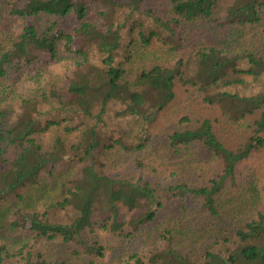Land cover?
Instances as JSON below:
<instances>
[{
  "label": "trees",
  "instance_id": "1",
  "mask_svg": "<svg viewBox=\"0 0 264 264\" xmlns=\"http://www.w3.org/2000/svg\"><path fill=\"white\" fill-rule=\"evenodd\" d=\"M90 7L97 21L87 19ZM16 18L28 20L20 34ZM90 45L103 52L101 76L83 71ZM62 51L73 56L64 69L38 65L58 62ZM176 83L221 115L184 116L187 124L169 131L161 160L173 167L164 186L152 177L160 173L157 161L144 157L136 178L114 176L109 151L146 148ZM112 100L141 125L114 129L105 140ZM222 119L237 128L235 143ZM262 148L264 0H0V264H67L34 251V240L44 238L78 241L103 257L101 245L81 236L96 224V210L108 215L99 226L117 236L141 237L163 218L155 245L141 237L126 264H264V175L258 186L248 167L238 184L243 164ZM66 157L85 164L73 171L59 165ZM238 186L244 193H237L231 225L220 227ZM170 202L178 205L175 215L166 210ZM251 202L256 211L248 210ZM190 205L210 222L202 263L175 248L187 229L174 224ZM120 206L139 213L119 218Z\"/></svg>",
  "mask_w": 264,
  "mask_h": 264
},
{
  "label": "rangeland",
  "instance_id": "2",
  "mask_svg": "<svg viewBox=\"0 0 264 264\" xmlns=\"http://www.w3.org/2000/svg\"><path fill=\"white\" fill-rule=\"evenodd\" d=\"M87 19L90 21L98 20V13L94 7H90L87 13ZM28 20L23 18H16L13 21V31L16 34H20L23 30V27L27 23ZM74 21L68 19L67 22L71 23ZM125 40L123 41L122 51L124 54L127 53L128 47L127 41L129 40V35L125 34ZM91 64L88 65L83 71L91 75V77L101 76L103 72V64L101 63V57L103 52H101L95 45H90L88 47ZM123 55V54H122ZM62 57L58 62H54V60H47V58L42 59V61L38 64L40 67H44L45 71H50L52 69L57 68H65L68 66V63H72V58L68 57V54L64 51L60 53ZM186 86H181V83H176L175 92L176 96L173 102L161 113L160 116L157 117V121H155L154 125L151 127V131L153 133V138L151 142L146 146V150L133 151V152H123L122 149L117 148L109 151L108 160L113 163L112 167H110V171L114 176L121 177H134L136 178L140 172L137 168V158L144 157L146 161L151 162L152 160H156L159 168V174L156 176H152L156 178L155 181L159 182L162 186H164L167 180H170L169 174L173 165L170 162H164L161 160L162 154L164 153V138L167 136L169 131L175 127V125H183L187 124V122H181L180 118L184 116H199V117H216L220 116V110L216 106L207 107L201 101V96L196 94L194 90L193 93L187 90H184ZM123 104L118 100H112L108 105V113L106 115L107 125L103 127L104 134L102 133L103 139L108 140L109 135L111 136L113 130L118 134H122L124 131H135L141 125V122L134 121L135 118H126L123 117ZM219 125L222 126L223 130L230 137L231 143L236 142V135L238 133L237 128H233L231 130V126L225 119H222L219 122ZM123 126H125L123 128ZM147 126V125H146ZM98 158V156H97ZM120 159V161L118 160ZM84 162L70 161L67 157L59 162V165L65 166H73L72 170L76 171L79 169ZM85 164V163H84ZM250 168L247 173L251 176V180L256 181V185L260 186L262 184V179L264 175V148H262L258 153H254L249 161L244 163L238 180V184H242L246 180L245 170ZM75 173V172H74ZM76 174V173H75ZM167 176V177H166ZM77 177V174L74 176ZM167 179V180H166ZM242 186V185H241ZM238 191H234L232 194L235 198L230 203L228 200L226 201L228 206L227 208H223L222 215L219 220L216 221L220 227L227 228L231 223H227L228 217H230L232 207L238 203L237 200L241 199V196L238 194L244 193V190L238 186ZM168 210L171 215H175L173 213L178 211V205L175 202H170ZM258 208V204H254V202L250 203L249 211H256ZM165 210V211H166ZM139 211H129L125 207H119V218L130 219L135 217ZM105 219L102 222H105L108 218V215L96 210L94 221L96 222L92 228L86 229L81 233L82 238H84L89 245H101L104 248L105 255L103 257H99L97 253H89L85 250V247L79 244L78 241L71 242L69 244H63L60 240H47L40 239L34 240V251L36 253H41L44 258L48 260L49 263H56L60 260H66L67 264H126L127 261H130L129 255L133 247L135 248L138 245V242H142L141 237H147L150 235L149 240L153 241L154 245L156 241L154 238L158 235L155 233L156 229L160 231V224L163 221L161 217L160 221L155 224L145 228V231L138 236H117L115 233L103 229L99 226L101 223V219ZM225 221V224H224ZM210 223V222H209ZM208 220H205V217L201 210L196 209L192 205L188 206V209L184 213V219L182 222L178 220L177 224H174V227H185L187 229L186 232L177 233V238L175 237V248L181 251H187L191 255V257L198 261V263H202V254L204 249L208 248L210 241L208 238V232L206 224H208ZM153 229V230H152ZM130 230H127L124 234L128 233ZM151 231V232H150ZM147 240L146 242H149ZM151 242L149 248L152 249L154 246Z\"/></svg>",
  "mask_w": 264,
  "mask_h": 264
}]
</instances>
